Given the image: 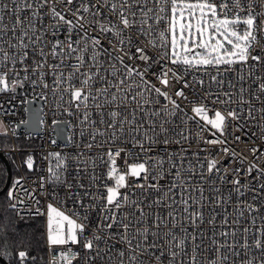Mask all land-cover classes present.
Here are the masks:
<instances>
[{
    "label": "snow or ice",
    "instance_id": "obj_1",
    "mask_svg": "<svg viewBox=\"0 0 264 264\" xmlns=\"http://www.w3.org/2000/svg\"><path fill=\"white\" fill-rule=\"evenodd\" d=\"M262 41L264 0H0V110L17 89L39 88L40 99L51 94L76 117L83 148L100 150L45 157L39 189L63 185L84 209L35 208L46 215L49 264H264ZM197 117L193 132L188 122ZM61 123L53 120L57 135ZM7 132L0 121V135ZM250 132L261 144L245 139ZM240 143L252 145L247 155L233 147ZM70 160L89 180H77L75 193ZM35 193L16 178L8 209L24 220L33 214L26 201L40 204ZM12 255L0 250V258ZM15 256L19 264L36 259L27 250Z\"/></svg>",
    "mask_w": 264,
    "mask_h": 264
},
{
    "label": "built area",
    "instance_id": "obj_2",
    "mask_svg": "<svg viewBox=\"0 0 264 264\" xmlns=\"http://www.w3.org/2000/svg\"><path fill=\"white\" fill-rule=\"evenodd\" d=\"M264 43V41H262ZM199 75V74H198ZM207 79V77H205ZM179 87V85H177ZM212 90H216L215 86H213ZM41 89L37 88L35 92L31 89L30 86L26 85L25 89H17V100L13 101L12 103H5L4 109L0 110V121H3L5 127L8 129L7 135H4L7 137L10 141V148L7 150L0 149V155H7L10 154L13 157V161L15 164V168L17 171L16 178L23 177L24 178V186L26 188L36 189V198L40 201V204L37 205L33 201L28 200L26 201L28 208L31 210L33 214L28 215L25 219L30 218H38L43 221L44 225V239H45V246H46V254H47V261L46 263L49 264V261L52 259V256L49 254V248L47 245V239H46V215H35V208L39 207L41 209V212H46L48 203H52L55 207L60 208L62 211H65L66 214H71L73 211L79 212L81 215L84 214V209L81 208V206L77 203H74L72 199L67 198V189L63 185H52L50 183L45 184V189L41 190L38 187V182L41 176L47 177L48 174V167H49V160L45 159V157L50 152H59L61 155H67V156H75L78 152L83 151L85 155L82 157V159H87L89 156H94L99 153V149H93L91 152H89L87 149L83 148V144L87 143L88 141L84 138H81L77 135L79 129L75 127L77 124V119L75 116H69L66 112H64L62 109L58 108L56 105L60 103L58 98H54L51 94L48 95L47 101L40 99L36 93H39ZM7 97L0 95V102H3ZM27 99L31 102L39 101L40 105V113H41V119L40 121H43V123H40V132L37 133H31L28 131L26 125L24 123H21V121H28L29 120V105L25 103H20V99ZM68 97L65 96V100H67ZM189 99H198L197 97H194L192 95L189 96ZM208 105L210 108L220 107L219 105H211L210 101L208 102ZM182 106H185V111L188 113L189 116H192L193 114L189 111L190 105H187V102H184ZM257 107H260L259 104L256 105ZM232 107H235V105H232ZM214 113L212 111L209 112V116L211 117ZM259 117V114H257ZM53 120L60 121L62 123L66 122V142L60 143L57 139V133L55 131L56 125H53ZM199 118L197 117L195 120H189V126L191 127L192 131L195 132L198 129L196 128V121H198ZM200 124H203V121H199ZM236 123V122H232ZM249 124H251V121H248ZM13 128H15V134H13ZM210 128V126H209ZM251 132H257L259 133V130L255 127L251 128ZM251 132L249 133V136L245 139L248 141L255 140L256 144H261L260 140L256 139V137L251 136ZM237 135H241V133H236ZM204 135L207 138H212L209 133L205 132ZM72 137V141H69V137ZM52 140H55L56 143H52ZM77 143H79L80 147H77ZM117 146H123V145H117ZM187 146V145H185ZM252 145L240 143L238 145H233V147H236L237 151H243L245 155L248 154V147H251ZM128 147H131L128 145ZM173 149H178L179 146L173 145ZM261 147L264 148V144H261ZM154 153L156 154V151L159 152L160 155L164 154V150L162 146H154ZM192 151H195V144L193 143ZM31 155L34 160L33 169L29 170L26 165L27 157ZM204 155L203 153L201 154ZM123 156V153H122ZM188 159L193 160V163H195V160L192 158L191 153L188 154ZM132 161L130 160L129 163ZM69 168L68 173H66L67 181L69 183L73 184L72 192L75 193L78 188L76 186L77 180L79 182L84 183L86 186L89 184V180L86 174H81L79 177L76 176L75 173V167L74 161H68ZM97 164H99V161H97ZM117 165L123 168V160L118 159ZM89 171H91V168H89ZM96 174L99 176L101 174L106 173L107 168L106 167H97L95 170ZM15 178V179H16ZM33 181H36L37 183H33ZM243 182V181H242ZM99 183V182H98ZM108 183H111V181H108ZM11 187V185H10ZM9 187V188H10ZM83 191V190H80ZM90 191L95 192L96 188L90 189ZM55 193V198L53 199V194ZM89 202L88 198H84V203L87 204ZM18 218V217H17ZM96 223V214L95 211L90 213V222H89V229H92L95 227ZM89 233L88 231L85 232V235L87 236ZM74 250L78 249V245L70 246ZM55 251V250H54ZM54 254V252H53ZM73 264H80V262L74 261Z\"/></svg>",
    "mask_w": 264,
    "mask_h": 264
},
{
    "label": "trees",
    "instance_id": "obj_3",
    "mask_svg": "<svg viewBox=\"0 0 264 264\" xmlns=\"http://www.w3.org/2000/svg\"><path fill=\"white\" fill-rule=\"evenodd\" d=\"M10 148V141L4 135H0V149L7 150ZM11 167V182L15 180L17 171L10 154L5 155ZM8 171L5 160L0 156V227L7 235L0 233V250L5 248L12 251V257H2L8 264H19L15 253L19 250H27L30 257H36L35 261L29 259L25 264H47L46 244L44 239L43 221L38 218L20 220L15 214L8 209L6 192L2 191L6 187ZM10 187V186H9ZM0 264H3L0 261Z\"/></svg>",
    "mask_w": 264,
    "mask_h": 264
},
{
    "label": "water",
    "instance_id": "obj_4",
    "mask_svg": "<svg viewBox=\"0 0 264 264\" xmlns=\"http://www.w3.org/2000/svg\"><path fill=\"white\" fill-rule=\"evenodd\" d=\"M39 105H40L39 101L31 102L29 105V120H28V124L26 125V127H27L28 131L31 133L40 132L41 113H40ZM29 125H33V126L30 127ZM60 127H62L64 131H63L62 135H57V139L60 143H64V142H66V128H67V126L65 123H61ZM0 156H2V158L5 160V163L7 165V171H8V179H7L6 187L2 191V193H3L5 191H7L9 186H10L11 167H10V164H9V162L5 156L4 155H0ZM0 261L3 264H8L2 258H0Z\"/></svg>",
    "mask_w": 264,
    "mask_h": 264
}]
</instances>
